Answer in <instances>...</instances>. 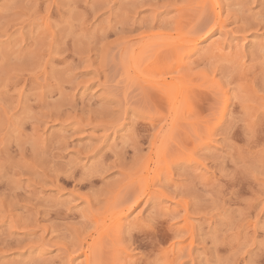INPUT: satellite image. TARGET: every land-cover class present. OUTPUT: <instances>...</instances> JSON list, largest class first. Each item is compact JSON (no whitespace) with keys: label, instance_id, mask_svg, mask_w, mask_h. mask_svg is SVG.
<instances>
[{"label":"rangeland","instance_id":"obj_1","mask_svg":"<svg viewBox=\"0 0 264 264\" xmlns=\"http://www.w3.org/2000/svg\"><path fill=\"white\" fill-rule=\"evenodd\" d=\"M0 264H264V0H0Z\"/></svg>","mask_w":264,"mask_h":264},{"label":"bare ground","instance_id":"obj_2","mask_svg":"<svg viewBox=\"0 0 264 264\" xmlns=\"http://www.w3.org/2000/svg\"><path fill=\"white\" fill-rule=\"evenodd\" d=\"M207 35H208V34H207ZM155 149H156V148H155ZM156 153H157V152H156ZM156 153H155V154H156ZM108 225H109V224H108ZM88 248H89V247H88ZM88 251H89V250H88ZM84 253H85V252H84ZM87 254H88V253H87ZM84 256H85V255H84ZM88 256H90V255H88ZM85 257H86V259H87V255H86ZM86 259H85V260H86ZM87 262H88V261H87Z\"/></svg>","mask_w":264,"mask_h":264}]
</instances>
